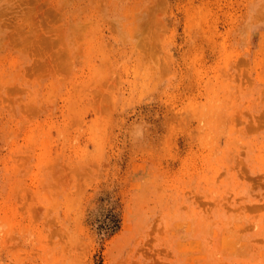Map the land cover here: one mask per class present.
Masks as SVG:
<instances>
[{
	"label": "rangeland",
	"instance_id": "374dc122",
	"mask_svg": "<svg viewBox=\"0 0 264 264\" xmlns=\"http://www.w3.org/2000/svg\"><path fill=\"white\" fill-rule=\"evenodd\" d=\"M0 264H264V0H0Z\"/></svg>",
	"mask_w": 264,
	"mask_h": 264
}]
</instances>
